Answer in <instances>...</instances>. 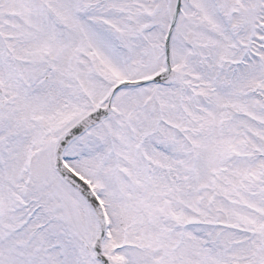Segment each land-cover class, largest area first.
Instances as JSON below:
<instances>
[{
  "label": "snow or ice",
  "instance_id": "6c2138e0",
  "mask_svg": "<svg viewBox=\"0 0 264 264\" xmlns=\"http://www.w3.org/2000/svg\"><path fill=\"white\" fill-rule=\"evenodd\" d=\"M0 264H264V0H0Z\"/></svg>",
  "mask_w": 264,
  "mask_h": 264
}]
</instances>
